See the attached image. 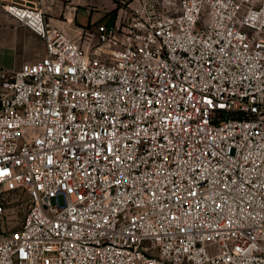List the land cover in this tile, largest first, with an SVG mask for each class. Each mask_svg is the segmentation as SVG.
Here are the masks:
<instances>
[{"label": "built area", "instance_id": "built-area-1", "mask_svg": "<svg viewBox=\"0 0 264 264\" xmlns=\"http://www.w3.org/2000/svg\"><path fill=\"white\" fill-rule=\"evenodd\" d=\"M5 1L46 52L0 65V264H264V0Z\"/></svg>", "mask_w": 264, "mask_h": 264}, {"label": "crops", "instance_id": "crops-1", "mask_svg": "<svg viewBox=\"0 0 264 264\" xmlns=\"http://www.w3.org/2000/svg\"><path fill=\"white\" fill-rule=\"evenodd\" d=\"M10 1L32 8L41 7L51 24L72 32H76L75 29L84 25L106 22L117 14L115 8L118 4L121 5L118 11L130 10L126 3L132 2V0H6L5 2ZM45 52V39L0 4V65L19 68L26 61L41 58Z\"/></svg>", "mask_w": 264, "mask_h": 264}, {"label": "rangeland", "instance_id": "rangeland-1", "mask_svg": "<svg viewBox=\"0 0 264 264\" xmlns=\"http://www.w3.org/2000/svg\"><path fill=\"white\" fill-rule=\"evenodd\" d=\"M142 4V0H137V2L136 0H132V2L130 1L126 3V5L130 8L129 11H134V7H139ZM120 6L121 5L118 4L117 8H115L116 13H118ZM26 211V198H19L16 194L9 195L4 203L3 216L0 218V228L7 230L18 228L26 214Z\"/></svg>", "mask_w": 264, "mask_h": 264}, {"label": "trees", "instance_id": "trees-1", "mask_svg": "<svg viewBox=\"0 0 264 264\" xmlns=\"http://www.w3.org/2000/svg\"><path fill=\"white\" fill-rule=\"evenodd\" d=\"M116 10V9H115Z\"/></svg>", "mask_w": 264, "mask_h": 264}]
</instances>
